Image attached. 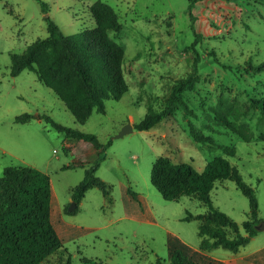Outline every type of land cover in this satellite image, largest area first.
Segmentation results:
<instances>
[{
	"label": "rangeland",
	"instance_id": "1",
	"mask_svg": "<svg viewBox=\"0 0 264 264\" xmlns=\"http://www.w3.org/2000/svg\"><path fill=\"white\" fill-rule=\"evenodd\" d=\"M38 0L0 1V176L8 166H29L51 178L52 223L63 247L43 264H169V234L188 244H200L197 220L188 214L209 210L201 201L183 196L165 200L151 183V169L158 157L188 163L201 172L222 156L238 168L244 182L252 186L259 203L260 224L264 222V120L251 107L253 98L264 97V72L247 71V63L264 61V0H197L196 38L191 29L188 0ZM101 2L118 14L120 31L109 36L123 47V72L129 86L120 100H106V113L96 110L78 123L52 89L32 72L10 74L12 57L49 35L47 17L66 35L96 27L90 7ZM196 40L200 53L199 81L183 98L192 114L179 110L149 130L134 128L148 112L165 106L173 86L192 70ZM215 53L217 60L211 57ZM32 115L17 123L16 117ZM84 134L111 141L97 176L111 186V200L98 188L90 189L75 214H67L73 189L83 180L88 162L81 163L74 143L45 117ZM226 117L253 137L244 141L217 121ZM189 122L214 146L197 143L189 133ZM131 124L133 131L117 138ZM218 146L233 147L234 156ZM72 166L71 168H66ZM212 205L241 226L250 220V206L235 182H216ZM259 225V224H258ZM264 245V230L240 248L250 253ZM216 253H229L218 248Z\"/></svg>",
	"mask_w": 264,
	"mask_h": 264
},
{
	"label": "trees",
	"instance_id": "2",
	"mask_svg": "<svg viewBox=\"0 0 264 264\" xmlns=\"http://www.w3.org/2000/svg\"><path fill=\"white\" fill-rule=\"evenodd\" d=\"M38 1L47 13V4ZM196 2L197 0H188V14L191 29L198 38L200 34L195 29L196 17L193 12ZM90 11L95 18L96 27L76 35H66L58 24L47 17L49 35L33 42L23 53L14 54L10 71L12 77H17L25 70L34 72L38 79L64 102L75 120L81 124H84L95 110L106 113L105 101L120 100L129 90L122 68L123 47L108 34L110 30H121L118 14L112 7L101 2L94 3ZM188 50L192 51L193 58L190 73L173 86L165 100L164 108L148 112L145 119L135 124L134 128L140 131L149 130L179 110L192 114L183 94L187 90H193L199 81L198 64L201 57L196 49V40ZM210 56L217 60L215 53ZM246 69L252 73H262L264 61L259 64L249 61ZM251 107L260 111L264 120V97L253 98ZM31 118V114L24 113L16 117V122L26 123ZM45 119L68 138L88 141L97 151L96 158L86 169L83 180L73 189V202L79 206L92 188L100 189L104 196L111 200V186L96 173L106 159L107 149L112 142L103 144L93 134H84L65 127L48 116ZM217 121L244 141L253 140L252 136L246 135L228 118L219 116ZM189 133L197 143L213 146L216 144L192 122H189ZM259 139L264 141V134ZM217 147L230 156L236 153L233 147ZM224 180L235 182L237 188L248 198L250 220L242 224L246 235L241 233L238 223L212 205L211 191L216 182ZM151 183L165 200L179 201L183 196H188L209 207L203 214H188L184 218L185 221L200 222V251L194 250L179 237L169 234V264H224L204 253L219 247L236 252L259 232L256 226L261 220L256 192L244 182L238 168L222 156L211 160L201 172L188 163H175L169 157H158L151 169ZM52 197V183L48 174L29 166L4 168L0 177V264H43L51 254L63 247L52 223ZM77 210L78 207L74 212L66 209V213L75 214ZM163 261L158 258L157 264H162Z\"/></svg>",
	"mask_w": 264,
	"mask_h": 264
},
{
	"label": "crops",
	"instance_id": "3",
	"mask_svg": "<svg viewBox=\"0 0 264 264\" xmlns=\"http://www.w3.org/2000/svg\"><path fill=\"white\" fill-rule=\"evenodd\" d=\"M73 146L75 147V152L79 157V161H82L84 163L88 162L90 164L96 158L97 151L93 147V145L89 147L88 145L82 144L80 141L79 142L77 141L76 143L73 144ZM53 200H54V196L52 197V206H53ZM244 235H246V233ZM181 240L187 245H189L191 248H193L194 250L200 251L199 250L200 244L198 246H194L188 244V242H186L184 239ZM200 243H201V239H200ZM216 249L218 248L207 251L204 254L224 264H264V245L261 248L254 250L253 252L250 253H243L242 251H240V249L236 252L226 249L229 251V253L217 254L215 251Z\"/></svg>",
	"mask_w": 264,
	"mask_h": 264
},
{
	"label": "water",
	"instance_id": "4",
	"mask_svg": "<svg viewBox=\"0 0 264 264\" xmlns=\"http://www.w3.org/2000/svg\"><path fill=\"white\" fill-rule=\"evenodd\" d=\"M133 131V126L131 124L126 125L121 131L120 133L117 135V138H121L123 136H125L126 134L130 133ZM78 205L76 202H73L72 205L68 208L69 212H74L77 209ZM257 230H264V222H262L261 224L256 226Z\"/></svg>",
	"mask_w": 264,
	"mask_h": 264
}]
</instances>
